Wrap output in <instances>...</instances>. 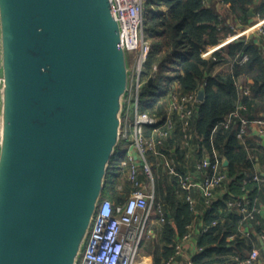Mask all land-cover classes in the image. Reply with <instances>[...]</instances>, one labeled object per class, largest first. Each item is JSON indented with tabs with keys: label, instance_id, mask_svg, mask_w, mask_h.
<instances>
[{
	"label": "water",
	"instance_id": "1",
	"mask_svg": "<svg viewBox=\"0 0 264 264\" xmlns=\"http://www.w3.org/2000/svg\"><path fill=\"white\" fill-rule=\"evenodd\" d=\"M0 66V264H78L130 90L111 1L0 0Z\"/></svg>",
	"mask_w": 264,
	"mask_h": 264
},
{
	"label": "trees",
	"instance_id": "2",
	"mask_svg": "<svg viewBox=\"0 0 264 264\" xmlns=\"http://www.w3.org/2000/svg\"><path fill=\"white\" fill-rule=\"evenodd\" d=\"M251 9L264 17V0H147L145 33L151 45V53L145 71L146 97L144 101L140 100L139 111L161 117L165 114L163 99L175 85L183 92L199 91L205 87V101L200 102L192 125L196 137L194 142L199 147L197 155L201 158L203 152L208 151L213 161L216 153L225 157L229 164L224 167L230 174L231 190L235 197L247 194L251 203L258 198L261 205L264 204V188L257 183L244 184V180L253 174L257 161L250 157L236 137L242 122L236 118L228 128L223 127V123L230 113L237 110L241 117L250 122L264 119L263 51L254 42L237 41L216 52V59L207 60L202 57L204 50L217 46L224 34L230 31L227 27L228 19L247 23L251 19ZM244 54L249 55V61L240 65L235 58ZM232 59L235 62L231 73L213 75L216 65ZM151 78L152 84L149 82ZM246 90L250 91L248 95L245 94ZM146 135L149 138L152 136L151 127H146ZM176 143L175 139H167L159 147L160 152L185 162ZM248 143L259 148V164H264L262 143L254 139ZM122 144L111 161L104 191L108 195L105 198L111 199L114 204L125 203L132 190L128 178L123 192L118 189L123 170L126 169L123 162H128L126 151L119 154ZM148 154L159 162L154 152ZM157 168L159 184L154 172L156 192L158 200L165 205L166 222L159 224L162 226L161 241L150 236L142 244V254L152 256L155 264H163V261L175 256L177 245L182 243L198 216L180 195V181L186 175L185 169L180 167V176L172 178L158 167V163ZM114 169L118 170L115 175L112 173ZM220 204L227 209V204L220 201L214 204V209L207 215L205 223L211 229L198 239V246L203 247V251L193 257V264H225L224 260L216 256L227 253H238L241 258H245L252 250L253 242L258 241L257 238L229 241V236L237 230L238 219L235 218L231 224H223L216 215ZM262 218V227L260 225L257 229L260 235L264 234ZM215 219H219V223L213 226Z\"/></svg>",
	"mask_w": 264,
	"mask_h": 264
},
{
	"label": "built area",
	"instance_id": "3",
	"mask_svg": "<svg viewBox=\"0 0 264 264\" xmlns=\"http://www.w3.org/2000/svg\"><path fill=\"white\" fill-rule=\"evenodd\" d=\"M110 1L114 15L120 23L122 43L130 60L131 81L126 100L127 108L121 143H125L129 148L127 151L128 162H123V165L127 169L132 190L125 203L114 204L109 198L101 200L78 264H144L141 259L142 244L153 235L154 221L160 224L165 223L167 213L165 205L158 200L154 171L148 159L150 151L162 159L164 170L170 177H179L180 167L185 169L186 175L181 177L180 181V195L192 210L196 211L197 209L198 199L195 194L199 191L203 200L212 206L211 208L218 201H224L230 211H237L242 215L241 222L243 223H251L256 221L257 217H264V204L250 206L248 201L235 197L231 190L230 174L225 170L224 159L221 155L216 153L214 161L208 151H204L201 158L197 155L199 147L194 142L196 137L192 125L201 102L198 98L199 91L183 92L178 85H175L174 89L163 99L165 103L163 116L153 117L140 113L141 91L147 81L146 63L151 53V45L146 39L145 33L147 0ZM226 6L229 7V5ZM231 23L232 21L229 19L227 27L230 31L224 34L220 43L216 47H209L202 53L204 59H216V52L236 41L254 42L261 48V51L264 50V17L255 14L247 23L242 21H237L235 25ZM235 59H238L240 65H244L249 61V55H238ZM235 59L222 61L219 65L229 68L226 73L231 72ZM133 71L136 77L134 85ZM1 84L0 66V86ZM134 86L135 93L132 92ZM249 92L246 90L245 94L248 95ZM132 105L135 108L134 115L129 109ZM236 118L242 122L236 137L243 148L248 150L250 157L254 158L251 155V149L259 152L260 150L249 144L248 141L254 139L262 143L264 119L250 122L241 117L237 110L226 117L223 127L228 128ZM146 127L152 129L150 138L146 135ZM167 139L176 140L185 162L178 160L175 156L160 152L159 147ZM262 154H264V150ZM190 166L193 167V170L187 168ZM250 182L257 183L264 188V170L260 166L254 169L248 179L244 180V184ZM215 225H217V221H214L213 226ZM189 229H193V225ZM208 230L209 228L204 227L202 234ZM251 234V231H246L244 235ZM261 239L264 240V236ZM193 241L194 235L190 231L184 236L182 243L177 245L175 256L163 261V264H176L178 259L184 256L185 246ZM196 249L198 253L203 251V247L198 246ZM260 256V251L253 249L245 258L239 256H234V258L240 264H257Z\"/></svg>",
	"mask_w": 264,
	"mask_h": 264
},
{
	"label": "crops",
	"instance_id": "4",
	"mask_svg": "<svg viewBox=\"0 0 264 264\" xmlns=\"http://www.w3.org/2000/svg\"><path fill=\"white\" fill-rule=\"evenodd\" d=\"M260 1H262V0H258V2H260ZM252 17H254V16H252ZM231 21L236 23L237 21H242V20H238V19L232 20L231 19ZM213 47H216V46H213ZM208 48L206 50H208ZM206 50H204V51H206ZM262 51H263V54H264V50H262ZM207 60H210V59L207 58ZM227 71H229V68L222 67V66H220L218 64V65L215 66L213 73H216L217 75H220V74H226ZM232 71H233V69L231 70V72ZM231 72H228V73H231ZM134 111H135V108L132 105L131 106V112L133 113V115H134ZM128 149L129 148L126 146V148L124 150V151H126L125 152L126 155H127ZM250 152H251V155H253L254 158H256V161H257V163H255V165H254V169H257V167L260 166L264 170V164H259V161H260V158H261V151L259 152V151L255 150V149H251ZM127 157H128V155H127ZM223 159H224V161L226 160L225 157H223ZM228 164H229V162H228ZM187 168L188 169L190 168V170H193L192 166L187 167ZM195 195H196V197L198 199L197 206H196L197 207L196 216H198V219H196V221L193 223V229H191V230L189 229V232L191 231L192 235H194V241L192 243L188 244L187 246H185L186 252H185L184 256L180 257L179 261L176 264H193L192 263L193 257L197 256V254L199 255V253L196 251L197 250L196 247L198 248V239L200 238V236L203 233L202 232L203 228L204 227L205 228L206 227L209 228L208 231H210V229H211L210 225H206L205 220H206V217L209 214V212H211L214 209V205H213V208H211L212 206L207 204L203 200V198L201 197L199 191H197ZM263 198H264V195H263ZM238 199L244 200V201H248L250 206H256V205H259V203H261V200L258 199V198L256 199L257 201H255V202L252 201V203H251V199H250V197L247 194L245 196H243V197L238 198ZM262 201L264 202V199H262ZM218 202H220V201H218ZM221 202H224V201H221ZM216 215L220 218V220H221V222L223 224H231L235 218L238 219V221H236L237 230H236V232H234V234H231L229 236V241L232 242V241L236 240L237 238H241V239L257 238L258 239V241H254L253 242L254 244H253L252 250L253 249H258L260 251L261 256H260V260L257 262V264H264V240L261 239L262 236H264V234L260 235L259 232H257L258 227L260 225H261L260 227H262L263 218L262 217H257L256 221H253L251 223H243V222H241L242 221V217H241L242 215H240L237 211H230L228 208L224 209L222 207V204H220ZM214 221H217V225H218L219 219H215ZM214 221L212 222V225H213ZM157 224L159 225V223H157ZM154 231L155 230H153V232ZM246 231H251L252 234L249 235V236H246V235H244ZM161 232H162V229H161ZM161 232L159 233V235L153 233L154 235H152V236H154V237L161 236ZM252 250H250V251H252ZM142 255L143 256H142L141 259H142V262L144 264H155L154 258L152 256H146L145 254H142ZM234 256H239L240 257V255L238 253H227L225 255L216 256V258L224 260L225 264H240L239 262L236 261ZM210 260H213V259H210Z\"/></svg>",
	"mask_w": 264,
	"mask_h": 264
},
{
	"label": "rangeland",
	"instance_id": "5",
	"mask_svg": "<svg viewBox=\"0 0 264 264\" xmlns=\"http://www.w3.org/2000/svg\"><path fill=\"white\" fill-rule=\"evenodd\" d=\"M231 24H233V25H235V22H233L232 21V23ZM237 42V41H236ZM226 48V47H225ZM213 59H215V58H213ZM133 73H134V71H133ZM133 76V75H132ZM133 78V85H134V79L136 78L135 77V73H134V77H132ZM145 90H146V88H144L143 87V89H142V91H141V101H144V99H145V97H146V95H145ZM132 92H134L135 93V86L133 87V89H132ZM134 93H133V95H134ZM157 94H159L158 92H157ZM126 102H125V112H124V116L126 115ZM129 109H131L130 107H129ZM130 114H131V112H130ZM124 121H125V117L123 118V123H124ZM122 140V139H121ZM125 148H126V145H125V143H123L122 144V146H121V148H120V155L121 154H123V152H124V150H125ZM159 156H157V158H158ZM148 159H149V161H150V163H151V165H152V167H153V169H154V172H155V175H156V178H157V182H158V184H159V180H158V175H159V170H158V168H157V163H158V167L160 168V169H162L163 171H165L164 170V167H163V163H162V159L161 158H158V160H159V162H157V160H155V159H152L151 158V155L150 154H148ZM117 160L118 159H116L115 160V164H116V168H117ZM159 163H160V165H159ZM127 169H124L123 170V173H122V176H121V179H120V183H119V190L120 191H122L123 190V188L125 187V185L128 183V181H127V177H128V172L126 171ZM112 173H114V175L115 174H117L118 173V170L117 169H114L113 170V172ZM123 192V191H122ZM108 195H107V191L106 192H104V195H103V197H102V200L105 198V197H107ZM156 224V225H155ZM160 224V223H159ZM159 230H158V229ZM161 229H162V226H160V225H158L157 224V221H154V224L152 225V230H156V231H154L153 233H155V234H158L159 235V233L161 232ZM162 233V232H161ZM154 235V234H153ZM157 237V240H160L161 239V236H156ZM161 241V240H160ZM142 254H141V258H142Z\"/></svg>",
	"mask_w": 264,
	"mask_h": 264
}]
</instances>
